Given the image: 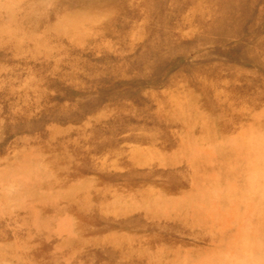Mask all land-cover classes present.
Returning <instances> with one entry per match:
<instances>
[{"label": "rangeland", "instance_id": "rangeland-1", "mask_svg": "<svg viewBox=\"0 0 264 264\" xmlns=\"http://www.w3.org/2000/svg\"><path fill=\"white\" fill-rule=\"evenodd\" d=\"M0 264H264V0H0Z\"/></svg>", "mask_w": 264, "mask_h": 264}, {"label": "bare ground", "instance_id": "bare-ground-1", "mask_svg": "<svg viewBox=\"0 0 264 264\" xmlns=\"http://www.w3.org/2000/svg\"><path fill=\"white\" fill-rule=\"evenodd\" d=\"M36 43V42H35Z\"/></svg>", "mask_w": 264, "mask_h": 264}]
</instances>
